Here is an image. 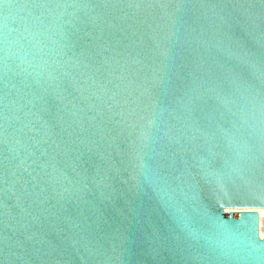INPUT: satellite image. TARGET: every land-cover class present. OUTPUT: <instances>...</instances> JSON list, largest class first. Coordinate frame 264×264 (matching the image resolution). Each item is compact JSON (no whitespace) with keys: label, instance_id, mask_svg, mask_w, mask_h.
Listing matches in <instances>:
<instances>
[{"label":"water","instance_id":"water-1","mask_svg":"<svg viewBox=\"0 0 264 264\" xmlns=\"http://www.w3.org/2000/svg\"><path fill=\"white\" fill-rule=\"evenodd\" d=\"M0 264H264V0H0Z\"/></svg>","mask_w":264,"mask_h":264}]
</instances>
